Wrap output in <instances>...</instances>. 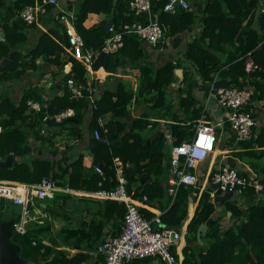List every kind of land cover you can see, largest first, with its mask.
Wrapping results in <instances>:
<instances>
[{
	"label": "trees",
	"instance_id": "obj_1",
	"mask_svg": "<svg viewBox=\"0 0 264 264\" xmlns=\"http://www.w3.org/2000/svg\"><path fill=\"white\" fill-rule=\"evenodd\" d=\"M38 1L43 3L48 17L57 21L56 27L51 26L47 31H42L36 45L23 52L21 45L25 38L20 28L25 22L14 15L26 4L33 5L34 0L14 1L15 4L9 8L8 15L6 14L0 22V28L4 32L3 38L0 39V88L7 81L20 77L28 68L36 67L35 61L40 57L51 64L53 73H60L61 82L64 84L63 92L45 101V105L33 88L23 92L17 102L9 95H0V158L9 153L19 156L11 165H0V178L35 182L45 175L55 179L59 185L66 183L76 189L109 188L117 183L114 164V159L117 158L122 163L126 191L135 198H141L145 194L149 204L158 205L161 209L160 219L165 225L175 228L182 226L192 201H198L186 225L181 264H264V188L258 198L254 197L253 187L242 189L247 190L244 205L228 200L225 205L230 211L228 224L223 223L218 214H214L216 202L209 191L203 189L198 194L195 184H180L172 203L167 205L169 197H166V203H163V198L167 196L163 179L168 169V164L165 165L164 162L167 159L164 142L166 133L156 131L152 136L144 137L141 129L149 123L154 126L157 124L150 122L146 114L127 120L126 105L132 98V91L124 88L119 81L114 88H103L89 106V100L86 98L90 95L95 79L78 59L65 50L67 38L62 24L52 14L51 3ZM165 2L166 0L151 1V9L152 15L169 33L182 31L196 21L190 8L166 11L163 9ZM111 6L112 0H79L75 11L74 24L83 38V51L86 48L93 51L90 63L92 69L103 66L106 70H113L124 56L130 57L132 61H137L142 56L139 39L133 33H123V45L115 51L105 52L101 49V39L110 32H105L102 22L91 26L84 24L88 12L102 11L108 14ZM135 20L146 22L147 15L143 13L138 18L128 12V0H116L112 16L114 28L124 32V26ZM199 20L201 28L188 42L185 50L190 67L202 78L208 77L214 88L231 85L250 88L251 95L244 110H250L256 117V111L253 109L264 105V4L260 7L258 0H206ZM28 25L40 30L35 21ZM224 52L226 54H223ZM249 57L255 66L247 70L245 64ZM65 63H69L68 68L64 67ZM143 64L137 61L135 66L139 77L136 94H147L148 98L153 97L155 103L160 104L168 83L174 77V64L167 62L156 69ZM69 77L76 84L83 85L82 96H71L66 84ZM190 77L191 74L188 75L187 71H184L183 80ZM31 96L41 103L39 109L33 110L27 104V99ZM180 100L182 106L194 111L195 115L202 111V106L193 107L195 99L190 91ZM66 107L74 109L71 117L73 124L66 123L62 126L68 133L83 136L80 124L84 121L85 112L80 110L81 107H90L88 130L93 133L97 128L99 131L98 136L92 134L89 137L88 148L92 153V163L88 168L84 166L81 154L75 156L68 166H59L56 169L49 159L27 155L32 149L27 143V136L33 134L35 137H43L36 129L43 121V116H51ZM106 111H111L114 117L105 124L98 123V117ZM173 117L170 134L174 137L173 144H176L192 134L195 120L183 124L182 120ZM16 118H19V123H16ZM45 121L53 123L52 117H47ZM128 123L129 128L126 126ZM254 130L257 131L255 134ZM233 137L239 147L244 148L243 152L236 151V154L264 155V124L253 126L247 138L236 139L234 132ZM255 146H258V149L254 148ZM93 164H99L102 170L100 174L94 170ZM102 172L105 173L104 177L101 176ZM65 173H68L66 178ZM146 174L152 175L153 178L143 181L139 179L141 175ZM261 182L264 186V176ZM69 195L67 192H58L46 206L39 207L55 216L59 210L54 209L62 207ZM94 202L95 210L89 218H83L77 225L61 226L56 231H53L52 219L37 218L26 221L24 231L11 236V240L19 246L20 257L40 262L57 257L56 264H82L91 259V251L100 241L107 235L117 234L121 230L126 210L122 201L105 198L94 199ZM87 206L84 205L83 209L90 213ZM139 209L146 217L154 214L144 206ZM16 217L18 221L20 216ZM201 222L207 224V229L199 241L196 229ZM111 228L114 231L111 232ZM61 245L75 248L76 251L69 254L59 248ZM173 252L178 256L174 249ZM96 258L99 262L103 260L101 254H96ZM135 260L137 259L133 258V261Z\"/></svg>",
	"mask_w": 264,
	"mask_h": 264
},
{
	"label": "crops",
	"instance_id": "obj_2",
	"mask_svg": "<svg viewBox=\"0 0 264 264\" xmlns=\"http://www.w3.org/2000/svg\"><path fill=\"white\" fill-rule=\"evenodd\" d=\"M1 1V11H0V22L3 21V17L9 12V8L14 6L15 0H0ZM206 0H190L189 8L193 10L196 21L189 25L182 31L176 33H169L167 30L164 38L157 42L151 43L146 39L140 38L136 34H134L139 39V44L142 47V56L139 58V63L143 65H150V67L156 69L163 64L170 62L174 64V77L172 81H170L164 91L163 101L160 104H156L153 97L148 98L147 94L143 96H138L136 94L137 87L139 84V77L136 71L138 70L136 66L137 61H132L130 57H123L120 63L113 70H106L103 66H99L97 69H92L90 67L89 73L92 78L95 79L93 87H91L90 95L87 97L89 100V106L94 102V97L98 96L102 89L105 87L114 88L116 83L119 81L123 84L124 88L132 91V98L127 103V120H132L134 118L143 116L146 114V118L149 119L150 122H157L154 126L152 123H149L147 126H144L141 129V134L144 137H150L156 131H164L166 133L165 139V150L167 151V159L164 160L165 165L168 164V159L170 157V146L173 144L174 137L170 134V123L174 122V117L182 120L183 124L193 122L197 119L198 115L194 114V111L191 109H186L182 106L180 98L182 96H186L189 91L191 95L195 99V104L193 107L204 106L205 102L207 103L205 106V114L204 116L215 123V131H216V142L215 149L203 160L197 163L194 168L196 181L195 188L198 187V194L203 190L207 189L209 191L210 196L216 202V207H220L219 211H215V215H219L221 221L225 224L230 223L229 214L230 211L225 207L228 200L236 201L239 204H243L246 201V193L244 191L239 192V189L235 191H227L222 189H213V187L206 183V175L210 169H216L220 165H230L235 167L240 171H244L247 173H257L259 171H263L264 167V155L255 156L247 153L236 154V151L244 150L243 147H239L238 143H236L235 138L233 137V131L229 125V122L224 119L223 111L224 109L217 103L216 98L210 93V80L209 78H202L198 73H195L192 67H190L189 61L185 57V50L188 42L199 32L201 28V22L199 17L201 15L202 8L204 6ZM43 2V0H42ZM116 2V1H115ZM260 7L264 4V0H258ZM35 3H41L38 0H34ZM46 3V2H45ZM79 4V0H59V5L66 8H73L75 11L77 10V6ZM30 5V4H26ZM25 5V6H26ZM52 5V4H51ZM113 5V0H112ZM115 5V3H114ZM36 16L35 22L40 27V30H35L24 20L18 13H15V17L20 18L24 23V26L20 28L23 32V36L25 38V42L21 45L22 51H26L29 48H32L38 42L39 36L42 31H47L48 27H56L57 21L53 20L51 17H48V11H45L43 3L40 5ZM57 5H52V14L55 16L54 11L57 9ZM112 7V6H111ZM111 9V8H110ZM172 12V11H171ZM143 14V13H142ZM137 15L138 18L142 15ZM146 14V13H145ZM8 15V14H7ZM109 13L105 12H88L87 17L84 21L86 26L96 25L100 22H103L108 18ZM13 16V17H14ZM53 17V18H54ZM40 20V21H39ZM58 20V19H57ZM45 21V22H44ZM59 21V20H58ZM60 22V21H59ZM104 28V27H103ZM0 31L3 32V30ZM106 32V31H105ZM4 33V32H3ZM4 35V34H3ZM3 37V36H2ZM103 40V38H102ZM85 49V48H84ZM93 53V51L89 49H85V52ZM223 54H226L224 52ZM82 63V62H81ZM83 64V63H82ZM36 67L28 68L24 73L20 75L17 79H12L2 84L0 88V95H9L16 102L19 100L21 94L27 91L29 88L35 89L36 93L42 98V102L45 105V101L51 99L54 95H60L63 92V82H61L60 73L56 74L52 71L51 64H48L45 60L38 57L35 61ZM84 65V64H83ZM85 66V65H84ZM64 67L68 68L69 63ZM86 67V66H85ZM55 70L57 68L54 66ZM184 71H187V74H191L190 79L183 80ZM62 73V71L59 70ZM191 72V73H189ZM180 73V74H179ZM184 82V83H183ZM184 86H183V84ZM188 83V85H187ZM190 83V86H189ZM189 86V87H188ZM68 87V86H67ZM188 87V91L186 90ZM34 91V90H33ZM188 92V93H187ZM34 95V94H33ZM28 99L39 102V100L29 97ZM27 99V100H28ZM40 103V102H39ZM28 104V103H27ZM29 105V104H28ZM41 106V103L39 104ZM30 107V105H29ZM31 108V107H30ZM33 109V108H32ZM34 110V109H33ZM81 111L84 113V118L81 125V131H83V136H77L76 134L68 133L65 127L66 123H72V116L65 117L62 121L56 122L53 119V123H48L47 121H41L37 130L40 135L43 137H35L33 134L27 136V143L31 146L30 154L28 156H36L39 158H46L51 161V164L54 168H58L59 166L66 167L70 163V161L75 158L78 154L83 156V164L86 168L91 166L92 163V153L89 151L88 143L89 137L93 133L88 130V124L91 118L90 115V107L89 109H85L81 107ZM86 110V111H85ZM256 111V117L258 119V125L264 124V105L260 108H254ZM50 117V116H49ZM114 116L111 111H106L101 114L97 121L100 124H105L108 120L112 119ZM19 118H16V123H19ZM73 124V123H72ZM75 124V123H74ZM127 128L130 127V123L126 124ZM66 130H65V129ZM193 128V127H192ZM254 134L257 132L253 131ZM254 148L258 149V146ZM12 154V153H9ZM8 155V154H7ZM6 155V156H7ZM5 158V157H3ZM0 158V159H3ZM19 159V156L12 154V162L13 160ZM121 162V161H120ZM96 164H93V168H95ZM99 165V164H98ZM96 170V169H94ZM97 171V170H96ZM99 172V171H97ZM100 174V172H99ZM105 173L102 172L101 176H105ZM168 175V171L166 169L163 179L164 184H166V177ZM68 176V173H65V178ZM153 176L150 175L148 179H152ZM1 179V178H0ZM8 180L12 183L24 184L27 183L25 181H17V180ZM65 184L60 185L61 187L65 186ZM203 186V189H201ZM68 187V190H59L58 192H67L69 193V198L67 201H70L71 204L68 206V212L72 218H74L73 223H69L67 226L77 225L80 220L86 218V215L93 213L95 210V202L94 199H105L98 198L92 196L90 193L93 190H83L76 189L73 187ZM166 189V185H165ZM242 190V189H241ZM166 191V190H165ZM56 193L52 197L46 198H35L33 204L29 205L28 212L24 215L26 221L31 219L42 220L44 218L52 219L53 221V231H55L54 226L57 217H59V211H56L58 214L52 216L53 214L48 211L43 210L39 206H46V203L53 198ZM167 194V193H166ZM75 198H79L80 203L78 205L72 206V201ZM166 197L163 198V203H166ZM4 199V202L0 201V220L13 219L16 221V216H20L19 220L22 217V207L18 203H14L11 199L0 197ZM46 201V202H45ZM198 201H192L188 215L182 224L181 229L186 230V225L190 217L193 215L195 207ZM40 204V205H38ZM84 205H88V209H90V213H86L83 209ZM166 205V204H165ZM58 207V204H56ZM151 211H160L158 205H151ZM55 208V207H54ZM61 207H58L54 210H59ZM66 216V215H65ZM67 217V216H66ZM87 219V218H86ZM68 220H71L69 217ZM24 221V225L26 223ZM110 224V223H108ZM61 227V226H60ZM114 231L111 228V232ZM186 233V232H185ZM185 245V234L181 239L179 245L177 246V250L175 252L178 254L180 260L183 257L182 248ZM63 247H68L67 245H61L59 248L64 249ZM70 254L76 251L75 248L70 247ZM93 257L82 264H98L95 249L91 251ZM137 260H130L126 264H164V262L155 255L143 256V257H135ZM97 262V263H95Z\"/></svg>",
	"mask_w": 264,
	"mask_h": 264
},
{
	"label": "built area",
	"instance_id": "obj_3",
	"mask_svg": "<svg viewBox=\"0 0 264 264\" xmlns=\"http://www.w3.org/2000/svg\"><path fill=\"white\" fill-rule=\"evenodd\" d=\"M45 3L57 5L54 11L55 16L63 26L67 38L65 50L82 62L90 70L91 54L83 51V38L77 31L74 21L76 18L73 8H66L59 5V0H43ZM41 3L26 5L21 8L18 14L27 22L36 20L37 12ZM190 0H166L163 9L174 11L176 9H188ZM128 12L135 15L146 13L147 21L135 20L124 26V32L116 30L111 23L108 27L110 34L103 38L101 49L105 52H112L123 45V33H133L140 38L151 43L161 41L166 35L167 28L162 26L152 15L151 0H128ZM68 63H66V66ZM254 65L252 59H246L245 68L251 69ZM216 74L214 75V77ZM66 84L71 92V96H82L83 85L76 84L69 77ZM210 93L216 98L217 103L224 109V119L235 133L236 139L247 138L253 126L258 125V119L251 114L250 110H244L245 104L249 101L251 89L248 87H238L236 85L220 86L214 88L210 82ZM207 102V101H206ZM205 105L202 107L200 116L195 119L192 134L181 140L179 143L171 144L170 157L168 159V175L166 178V193L169 197L170 205L175 198L180 184H195L196 175L194 168L197 163L206 158L214 149L217 139L215 123L207 119ZM31 108L37 110L40 103L31 99L27 100ZM74 113L72 107H66L55 112L52 119L56 122L62 121L65 117ZM48 115L43 116L45 120ZM2 127L0 125V131ZM93 135L98 136L97 128L93 130ZM117 174V183L109 188L99 187L91 191V195L98 198H110L125 203L126 210L122 218L121 230L117 234L107 235L97 244L95 254H101L103 260L98 264H124L135 257L147 255L158 256L164 264H181L179 256H176L173 249L177 250L186 230L181 227L175 228L165 225L160 219V211H153L151 217L142 214L139 207L144 206L149 210L152 207L147 202L145 194L141 198H135L126 191V178L123 174L122 163L114 159ZM95 169L101 172L99 165ZM101 184V181L98 182ZM206 183L213 189L235 191L236 189H246L251 186L254 190V197L258 198L263 193V183L257 173L243 174L233 166L220 165L216 169H210L206 175ZM203 189V186H201ZM59 190H68L67 185L61 187L55 179L42 176L35 182L24 184L12 183L8 180L0 179V197L11 199L22 207V217L13 222L17 232L24 231V215L28 212L29 205L33 204L35 198L52 197ZM264 196V194H262Z\"/></svg>",
	"mask_w": 264,
	"mask_h": 264
},
{
	"label": "water",
	"instance_id": "obj_4",
	"mask_svg": "<svg viewBox=\"0 0 264 264\" xmlns=\"http://www.w3.org/2000/svg\"><path fill=\"white\" fill-rule=\"evenodd\" d=\"M116 0H113V5L110 9L108 18L103 22L102 26L104 30L108 32V27L112 23L114 3ZM154 1V0H151ZM3 32L0 31V39L3 37ZM102 41V39H101ZM5 58H3L4 60ZM180 74V73H179ZM87 99V98H86ZM12 164V154H8L5 158L0 159V165H11ZM257 175L260 179L264 176V172H257ZM150 177L149 174L141 175L140 180H145ZM239 192L242 190L239 189ZM247 193V190H243ZM220 207H216L215 211H219ZM13 219L0 220V264H56L57 257L52 258L48 261H35L29 258H22L19 255V246L11 240V236L16 234V228L13 226ZM207 229V224L205 222L199 223L196 229L197 240L201 241V236L205 234Z\"/></svg>",
	"mask_w": 264,
	"mask_h": 264
},
{
	"label": "rangeland",
	"instance_id": "obj_5",
	"mask_svg": "<svg viewBox=\"0 0 264 264\" xmlns=\"http://www.w3.org/2000/svg\"><path fill=\"white\" fill-rule=\"evenodd\" d=\"M80 200L79 198H75L74 197V201H72V206L73 205H78L80 203ZM0 201L1 202H4V199L0 198ZM71 202L70 201H67L63 204V206L59 209V217H57V220L55 221V231L58 230L60 228V226H67L69 225V223H73L74 222V218H72L68 212V206H70ZM64 214H67L68 216L66 217ZM90 214L86 215V218H89ZM69 217L71 218V220H68ZM27 219V218H25ZM65 252L69 253L70 254V247H63Z\"/></svg>",
	"mask_w": 264,
	"mask_h": 264
},
{
	"label": "clouds",
	"instance_id": "obj_6",
	"mask_svg": "<svg viewBox=\"0 0 264 264\" xmlns=\"http://www.w3.org/2000/svg\"><path fill=\"white\" fill-rule=\"evenodd\" d=\"M103 41V40H102ZM74 114V113H73Z\"/></svg>",
	"mask_w": 264,
	"mask_h": 264
}]
</instances>
